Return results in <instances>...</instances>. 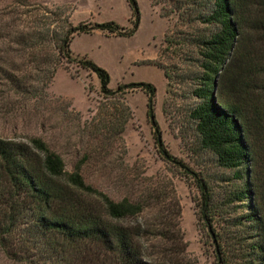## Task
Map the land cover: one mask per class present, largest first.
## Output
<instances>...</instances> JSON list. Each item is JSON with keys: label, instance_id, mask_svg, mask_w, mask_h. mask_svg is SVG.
Returning <instances> with one entry per match:
<instances>
[{"label": "trees", "instance_id": "1", "mask_svg": "<svg viewBox=\"0 0 264 264\" xmlns=\"http://www.w3.org/2000/svg\"><path fill=\"white\" fill-rule=\"evenodd\" d=\"M29 1L12 0L9 10L0 8V43H8V54L16 52L20 58L19 65L12 58L6 67L7 55L0 48L5 87L36 95L48 85L39 71L47 69L52 78L63 62L77 60L94 71L101 90L110 93L109 72L90 59L74 57L72 40L96 29L131 35L138 20L130 31L114 21L74 24L64 7L48 10L42 4L41 14H33ZM128 2L138 19L137 1ZM207 2L200 19L209 30L195 38L200 70L193 95L198 102L190 116L201 148L216 155L221 167L234 171L238 185L229 201L248 207L234 222L238 248L228 253L222 233L214 232V217L206 211L209 186L200 178L204 216L218 246L217 264L235 259L264 264V0ZM132 86L149 94V112L158 126L153 114L156 87L145 82ZM32 142L38 152L26 142L0 136V247L7 258L17 264H189L183 258L187 248L181 232L141 221L148 200H116L87 184L79 167L68 172L63 157L46 142Z\"/></svg>", "mask_w": 264, "mask_h": 264}, {"label": "rangeland", "instance_id": "2", "mask_svg": "<svg viewBox=\"0 0 264 264\" xmlns=\"http://www.w3.org/2000/svg\"><path fill=\"white\" fill-rule=\"evenodd\" d=\"M11 1L0 0V8L9 10ZM136 1L138 19L128 0H30L33 14H41L42 4L48 10L61 6L74 24L114 21L130 31L138 20V27L131 35L96 29L72 40L74 57L90 59L109 72L110 93H104L98 75L77 60L63 62L52 78L47 69L39 71L48 85L32 96L10 91L0 72V136L26 142L37 152L32 141L39 138L63 157L68 172L79 167L94 189L116 200H148L141 221L181 232L187 248L184 261L217 264L218 246L204 216L200 178L211 196L206 211L214 217V232L222 233L228 253L239 246L235 218L248 207L229 201L238 185L234 171L201 148L190 116L198 102L193 95L200 70L195 38L209 30L200 19L208 0ZM23 23L26 26V15ZM7 45L0 43L7 55L5 66L12 58L19 65V54H8ZM141 82L156 87L153 114L158 126L149 112V94L132 86ZM0 264L17 263L0 247ZM232 264L241 262L235 259Z\"/></svg>", "mask_w": 264, "mask_h": 264}]
</instances>
